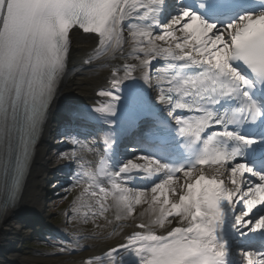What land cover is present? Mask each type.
I'll return each instance as SVG.
<instances>
[{
	"label": "snow or ice",
	"instance_id": "1",
	"mask_svg": "<svg viewBox=\"0 0 264 264\" xmlns=\"http://www.w3.org/2000/svg\"><path fill=\"white\" fill-rule=\"evenodd\" d=\"M162 3L163 0H0V167L11 179L7 202L15 200L23 182L56 81L65 69L70 31L78 28L84 34H95L101 51L110 55L119 51L124 42L122 22L133 15L138 21L153 20L155 6ZM128 30L133 43L130 55L139 60L145 81H150L148 69L154 60L166 62L158 71L165 74L162 79L169 86L160 89L158 99L169 108L168 114L175 118L182 136L193 144L202 142L201 154L188 169L173 170L148 157H139L146 160L144 164L129 161L121 173H167L163 182L147 191L130 190L125 181L117 179L118 175L101 168L111 184L109 191L100 183V175L84 171L89 187L77 198L73 212L88 206L82 199L87 194L97 198L98 212L93 216L107 211L105 201L111 197L117 220L134 216L138 206L139 214L156 218L161 229L174 217L178 226L169 228L167 235L156 234L150 223L139 222L136 227L146 231L134 233L122 247L132 249L141 264H225L227 244L216 243V225L222 224L225 216L222 204L234 210L242 203L246 210L236 217L235 224L248 228L251 221L245 218L258 206H264V174L257 176L259 183L249 185L246 176L257 174L244 163L235 164L238 152L228 151L222 143L226 139L251 146L256 140L228 130L206 138L203 134L214 126L226 129L227 125L261 114L245 90L250 86L248 80L232 62H241L257 78L264 79V12L242 15L218 31L215 24L185 9L161 34L142 24L130 25ZM181 66L201 71L195 77H183L176 74ZM135 67L126 65L123 79H132ZM113 79L114 87L119 85L115 73ZM115 92L100 91V96L111 97L112 102L97 108V112L116 114L119 97ZM225 97L240 100L241 107L231 115L216 116L204 106L205 101L216 104ZM178 109L193 115L177 119ZM207 167L215 174L207 175ZM5 211L0 208V213ZM251 230H264V217ZM107 255L115 260L112 252ZM242 256L244 264H264V252L248 251Z\"/></svg>",
	"mask_w": 264,
	"mask_h": 264
},
{
	"label": "bare ground",
	"instance_id": "2",
	"mask_svg": "<svg viewBox=\"0 0 264 264\" xmlns=\"http://www.w3.org/2000/svg\"><path fill=\"white\" fill-rule=\"evenodd\" d=\"M167 2L168 0H163L162 4L155 6L154 19H159L167 12L165 10ZM136 24H142L145 27L151 26L155 31L159 30L154 26L155 24L153 25L152 20L146 22L138 21L135 15H133L132 18L122 22L124 42L120 50L110 55H105L101 51V46L95 34H82L79 31L70 32L71 43L69 53L66 57L65 69L60 74L59 82L55 87L52 105L48 112L49 116L41 132V139L36 145V151L33 156L34 160L26 176L23 193L16 209L8 213L0 222V264H87L89 260H92L93 264H141L140 257L132 249L123 248L122 245L127 243L134 233L144 232L135 229V224L138 222L149 224L150 217L148 215L141 216L139 214L141 207L138 206L134 216L117 220L116 209L112 206L111 197L105 201L107 211L102 215L98 214L99 220L102 222L100 228H97L95 225L90 228L84 227L83 229L74 227L72 228V232L77 233V235H74L71 239L63 238L60 231L57 230V233H59L57 237L59 239L63 238L72 244V246L65 248L67 251L62 252V254L51 252L40 254V257L24 258L19 250L17 251L11 245L13 238L17 239L22 237V231L30 225L40 224L43 230L50 231L48 226L43 224L44 201L48 195L45 187L48 174L52 171L48 168L50 158L47 157V151L51 147L52 138L50 134L53 123L57 124L60 120L68 118L69 115H76L81 119H86L89 122L87 129H90L93 135H91L90 140L80 142L77 152L71 157L72 162L77 164L74 174L80 180V183L75 187L77 197L81 196L84 188L89 187L88 178L83 176V172L91 171L96 173V168L99 166L98 164L101 160L105 163L103 168H106L112 174L118 175V180H127L130 186L146 184L144 178L145 172L143 171L133 170L129 176L124 177L119 175L121 168L129 161L144 164L146 160L133 162L130 159H125L122 165L119 166L117 163L119 157L111 154L113 151L115 152L119 145L124 122L112 116L88 111V107L91 105L100 104L107 106L111 103V97H103L99 93L100 91L115 92L116 87H119V91L115 92V95L119 97L117 103L122 100L135 105H138L139 102H145L150 103L157 110L163 108V104L158 102V96L160 89L166 85V82L162 79L165 74L158 70L163 69L166 62L158 60L157 64L152 65L148 69L150 81L143 79V73L139 68V60L134 59L130 55L133 48V44H128L130 32L128 36L124 32L125 29H129L130 25ZM223 29L217 27L218 31ZM126 65H136L132 70V79H123ZM114 73L117 79L120 80L119 85L115 87L113 79ZM158 76L161 79H158ZM123 86L135 92L134 96L129 97L133 99L132 101L123 96L124 92L121 88ZM109 145L111 146L109 147ZM206 172L207 175L215 174L212 168ZM254 173L257 175L248 174L246 176L248 183H259L257 176L260 173L256 171ZM154 174L161 175L160 182H163L165 179L162 173ZM180 175L182 176V174ZM100 176V183L111 191V184L103 177L102 173ZM160 182L157 181V183ZM157 183L151 184L150 189ZM82 199L87 202L88 206L81 207V215H86L87 218L94 217V219H97L95 218L97 215H92L93 212H98L97 198L85 194ZM263 207L258 206L250 216L245 218V220L251 221L248 228L236 226L235 218L233 228L235 229V235L237 237L233 247L247 244V242L251 244L249 241L253 240H257V243L264 242V230L257 232L251 230L254 227V224H252L254 217ZM236 208L238 209L239 205ZM245 210L241 209L237 216L242 215ZM262 217H264V212L256 220L258 221ZM170 220L171 223L166 224L163 229L152 225L153 231L156 234L167 235L169 228L178 226L176 218H170ZM69 230H71L70 227H66L62 230V233L68 234ZM239 249L237 251H240ZM108 252L113 253L115 257L114 261L108 257ZM258 253H261V251H258ZM237 261L244 262L243 256L238 258Z\"/></svg>",
	"mask_w": 264,
	"mask_h": 264
},
{
	"label": "rangeland",
	"instance_id": "3",
	"mask_svg": "<svg viewBox=\"0 0 264 264\" xmlns=\"http://www.w3.org/2000/svg\"><path fill=\"white\" fill-rule=\"evenodd\" d=\"M174 16H168L164 13L159 19L152 20L153 25L159 29L154 31L156 34H161L162 29L168 25ZM124 32L129 35V30L125 29ZM133 44L132 40H128V44ZM58 123H53L51 130V147L47 151V157L50 158L48 162V168L52 171L49 172L47 177V183L45 189L48 191V195L45 197L44 201V225L50 227V232L43 230L42 225H30L22 231L23 236L20 238H13L11 243L17 251L21 253L24 258L40 257V254L44 253H57L62 254V252L67 251L65 248L72 246L68 241L64 239H59L57 235V230L60 234L67 239H71L77 233L72 232V228L77 227L78 229H83L84 227H101L102 222L99 218H87L86 215H81V210L79 213L73 212V207L77 201L76 190L74 188L67 187L65 176L63 171L60 169H65L66 166H75L76 164L72 162L71 157L74 155L75 151L71 149V140L60 139L57 133ZM123 148H121L122 151ZM253 183H249L252 185ZM133 191L147 190L144 187H138L135 189H130ZM70 191V192H69ZM239 212L241 209L245 210L244 205L241 203L239 206ZM238 212V214H239ZM264 212V207L262 210L257 212L254 217L252 224L255 225L257 217ZM66 227H70L71 230L68 234L62 233V230ZM86 228L87 230H89ZM44 233H51L50 241L48 243L44 238L46 235Z\"/></svg>",
	"mask_w": 264,
	"mask_h": 264
},
{
	"label": "clouds",
	"instance_id": "4",
	"mask_svg": "<svg viewBox=\"0 0 264 264\" xmlns=\"http://www.w3.org/2000/svg\"><path fill=\"white\" fill-rule=\"evenodd\" d=\"M158 102H160L159 99ZM149 223L155 227H159V222L156 218H150Z\"/></svg>",
	"mask_w": 264,
	"mask_h": 264
}]
</instances>
